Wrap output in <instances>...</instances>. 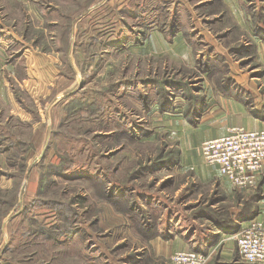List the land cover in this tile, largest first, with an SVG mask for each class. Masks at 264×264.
<instances>
[{
    "label": "rangeland",
    "instance_id": "374dc122",
    "mask_svg": "<svg viewBox=\"0 0 264 264\" xmlns=\"http://www.w3.org/2000/svg\"><path fill=\"white\" fill-rule=\"evenodd\" d=\"M209 1L221 2L23 0L21 16L8 12L9 28L38 50L56 52L61 71L42 79L40 92L50 94L41 98V115L33 110L39 128L12 118L4 125L8 150L0 173L12 186L0 185V264H174L175 252L149 254L151 238L164 236L168 226L167 235H174L176 223L182 231L198 213L232 208L213 206L219 196L209 197L190 161L181 159V131L162 125L159 115L170 110L190 117V107L206 97L208 73L230 71L228 56L207 41V29L231 60L258 71L249 34L264 35V0H222L217 10ZM176 38L185 41L184 50ZM15 46L9 55L22 51ZM213 54L217 63L208 62ZM13 88L30 109L25 90ZM184 129L186 139L191 127ZM257 188L234 187L235 195ZM254 218L248 212L233 232L240 261L236 234ZM201 250L205 264L237 261Z\"/></svg>",
    "mask_w": 264,
    "mask_h": 264
},
{
    "label": "crops",
    "instance_id": "0c3cea01",
    "mask_svg": "<svg viewBox=\"0 0 264 264\" xmlns=\"http://www.w3.org/2000/svg\"><path fill=\"white\" fill-rule=\"evenodd\" d=\"M224 1L225 4H228V0ZM19 2L22 3L23 0H0V162L2 158L6 157L8 150L6 147L8 137L4 131L6 122L12 118L13 122L30 124L31 128L35 130L39 128L41 120L40 118L34 120L33 110H37L41 115V98L50 94V91L40 92V86L43 84L42 79H47L46 75L53 77L51 72L58 74L61 71L57 66L60 61L56 52L38 50L37 46L28 44L21 38V31L9 28L8 12L15 9L21 16ZM229 6L231 7V5ZM234 9L231 7V14L237 17ZM239 13L240 16H243L245 11L241 8ZM15 15L17 16L16 13ZM240 20L242 28L246 27L247 31H251V23L243 22V18ZM256 29L262 30L260 25ZM207 32V41L213 44L217 51L224 52L225 57L228 56V60L225 61H228L230 71L221 67L226 72L208 73L207 86L203 90L206 97L203 99L201 97V101L204 103L201 104L200 101L197 106L193 104L188 114L190 117L185 116L181 111L173 113L170 110L161 112L159 115L165 120L162 125L175 127L181 131L183 135L182 138L180 137L181 159L186 162L190 161L189 165L194 170V176L205 184L202 188L205 187L207 191H211L209 197L217 198L219 196L213 206L227 202L226 205L232 206V208L224 214L219 211L216 214L198 213V217H192L190 222H186V228L182 231L179 230L181 228L180 225L178 226L179 223H176L175 234L171 236L167 235L168 231L172 230V227L168 226L167 232H163L164 236L158 235L151 238L150 243L153 250H150L149 254L151 256H169L178 250L192 248L202 251L201 249H204L209 251V254L217 251V255L225 260H237L233 264H248L246 261L243 262L236 258L238 254L235 249L236 241L233 232L239 226L240 221H243L240 219L248 212L264 222V172L260 176L259 188L255 192L237 197L234 186L229 178L220 172L219 167L205 163L200 145L206 139L227 134L231 127L237 125L251 130L264 129V35L261 34L263 30L260 31V34H257L256 30L253 34H249L251 41L257 46L255 58L257 66L254 69L258 71H253L248 69V64L243 68L238 60L232 57L231 60V55L227 54L221 42L209 29ZM175 42L184 50L186 44L183 39L177 41L176 38ZM145 43H148L147 50L151 51L150 41H145ZM15 45H18L17 47L20 49L23 47L22 51L18 53L16 50L9 55L10 48ZM216 61L217 56L214 54L208 60L209 63H217ZM43 64H46V70H43ZM13 83L19 84L25 90L26 101L31 105L30 109L23 106L17 98V90H14ZM197 96L199 97V95ZM173 121H175V125L169 123ZM184 127H191L192 132L191 136H186V139H184L186 135ZM14 138H12V142L16 145L20 140L16 136ZM189 145H198L199 147L197 146L196 150L194 147L188 149ZM29 155L31 159L37 157L33 148L29 151ZM0 185L3 188H9L12 186V180L0 173ZM215 189L216 193L212 195ZM198 195L200 194L198 193ZM220 197L222 198L220 199ZM234 200L237 201L235 207ZM247 201L250 202L245 203ZM243 204L245 208L241 207ZM245 204L251 206V210L248 212H246L248 207ZM183 216L184 214L180 213L178 222H181ZM165 224L163 222V226Z\"/></svg>",
    "mask_w": 264,
    "mask_h": 264
},
{
    "label": "built area",
    "instance_id": "2783aa9c",
    "mask_svg": "<svg viewBox=\"0 0 264 264\" xmlns=\"http://www.w3.org/2000/svg\"><path fill=\"white\" fill-rule=\"evenodd\" d=\"M204 160L216 165L232 185L240 189L257 188L264 172V129L231 127L227 134L201 143ZM243 260L264 264V222L252 219L237 234ZM174 264H205L207 254L200 250H178L172 255Z\"/></svg>",
    "mask_w": 264,
    "mask_h": 264
},
{
    "label": "trees",
    "instance_id": "16d2710c",
    "mask_svg": "<svg viewBox=\"0 0 264 264\" xmlns=\"http://www.w3.org/2000/svg\"><path fill=\"white\" fill-rule=\"evenodd\" d=\"M211 2H212V1H209V5L211 6V8L217 10L216 6H218L219 2H214L213 4H211ZM221 2H222V0H221ZM221 2H220L219 5H221ZM11 143L14 144L13 142H11ZM39 200H40V199H39ZM39 200H37V202H38Z\"/></svg>",
    "mask_w": 264,
    "mask_h": 264
}]
</instances>
